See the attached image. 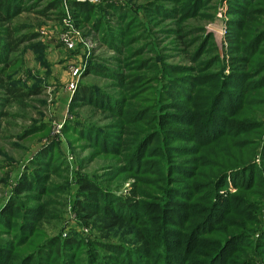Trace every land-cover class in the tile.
I'll use <instances>...</instances> for the list:
<instances>
[{
	"label": "trees",
	"instance_id": "16d2710c",
	"mask_svg": "<svg viewBox=\"0 0 264 264\" xmlns=\"http://www.w3.org/2000/svg\"><path fill=\"white\" fill-rule=\"evenodd\" d=\"M27 1L0 0V87L14 96L23 94L18 93L19 85L13 79L19 62L14 61L11 54L20 44L29 41L32 35L15 36L17 30L12 24L15 17L30 9ZM60 1L50 0L47 6L59 9ZM205 1L194 0L188 7L186 5L189 4H183V12L190 9L189 14L195 11L198 14ZM253 1H230L232 11L241 15L231 18L228 27L232 71L218 79V84L214 85L216 89L211 94L193 91L204 83L199 75L194 74L200 68L166 63L164 59L161 62L152 60L143 65L151 69L161 93L157 97L156 87L153 88L155 106L152 112H141V119L143 121L147 115H151L152 123L149 125L154 127V131H141L136 144L132 145L134 139L124 137L130 133L126 132L129 119L135 116L129 108L121 112L115 122L124 127L118 128L119 132L106 130L99 135L96 132L84 134L95 143L97 149L100 146L112 155L122 156L123 163L110 165L111 170L107 175L115 178L129 172L131 167H134L135 173L139 172L134 174L136 181L125 195L102 187L90 177L82 176L79 179L80 197L76 199L75 208L81 220L92 227L96 238L86 242L75 233L63 236L60 232L45 238L33 251L18 256L17 247L25 243V237L30 232L29 223L37 221L35 225L40 223V226L58 217L61 212L56 206L58 200L52 197L44 199L36 207L27 206L28 203L26 207L21 203L19 195L26 193L27 198H32L36 196L32 194L34 191L40 195L42 190L49 188L37 173L27 175L17 187L16 197L0 210V227L3 231L17 229L12 239L3 241L5 244L0 240V264H252L255 255L264 256V228H260L259 204L264 190V142L257 153L264 120L257 121L255 117L257 107H262L261 111L264 109V97L261 96L264 93V49L259 51L256 48L261 35L250 42H242L240 37L249 20L248 30L253 32L257 26ZM110 5L109 9L118 16V21L125 23L119 24V30L113 29L112 25L107 27L112 46L125 48L133 36L127 37L124 25L138 16L132 12L125 15L121 6ZM71 6L76 11L77 20L81 16L87 18L90 13V16L96 14L90 2L72 1ZM159 10L156 7V11ZM139 22L136 19L131 24L137 25ZM102 27L103 24L100 29ZM146 34L150 41L151 35ZM108 41L111 43V39ZM184 42L187 43L186 40ZM135 50H130V53ZM37 51L43 52L40 43ZM241 51H246L247 56L242 55ZM257 51L258 62L250 67L251 57ZM193 52L197 57L195 53L201 52L199 45ZM40 58H43V53ZM138 61V65H141V60ZM100 68L102 66H93L92 71L98 73ZM259 69L261 71L254 74ZM131 76L130 71L129 74L116 75L118 80H123L124 86L131 83L143 85L151 77L147 74ZM81 101L103 106L111 118L121 107L111 104L109 98L100 97L84 84H80L72 96V104ZM158 103L161 112L157 110ZM167 109L169 112H165ZM245 113H249L248 119L241 117ZM157 121H161V129H157ZM92 129L87 127L86 131ZM122 129L123 133L119 135ZM73 130L81 134L85 128L73 126ZM244 134L246 137L240 138ZM220 139L227 141L228 145L223 146ZM207 145L213 146L211 149L219 158H211L210 172L199 174L201 164L195 156ZM126 151L130 154L124 155ZM146 153L149 155L146 156L145 165H139L142 155ZM42 154L53 157L51 153ZM149 169L156 173L155 179L144 176L150 172ZM148 181L154 182L146 186ZM229 181L236 187L235 192L229 191ZM222 191H226V194H222ZM236 216H241L244 221H236L237 228L230 231L229 227ZM251 225L254 227L251 228ZM257 231L259 235L255 236ZM236 244L242 258L233 255L236 250L229 252L230 247ZM202 255L203 258H200ZM198 259H201L200 262Z\"/></svg>",
	"mask_w": 264,
	"mask_h": 264
},
{
	"label": "rangeland",
	"instance_id": "374dc122",
	"mask_svg": "<svg viewBox=\"0 0 264 264\" xmlns=\"http://www.w3.org/2000/svg\"><path fill=\"white\" fill-rule=\"evenodd\" d=\"M72 1L90 2L94 5L92 8L95 7L97 15L90 16V13L87 18L81 16L77 20L76 11L71 6ZM230 1L206 0L198 14L197 11L189 14L190 9L186 13L183 12L185 8L182 7L183 4H189L186 5L188 7L194 0H61L59 9H51L47 6L50 0L26 2L30 9L24 10L15 17L12 25L17 30L15 36L32 35V38L20 44L11 54V58L19 62L18 68L12 75L15 83L19 85L18 93L23 95L14 96L0 87V210L16 197L17 187L26 176L37 173L40 180L49 187L46 189L49 193L44 189L40 195H37L38 193L34 191L32 194L36 196L32 198H27L26 193H23L18 196L21 203L24 206L28 203L27 206L36 207L44 199L52 197L58 200L56 206L61 212L58 217L40 226V223L35 225L37 221L29 223L30 232L25 237L27 238L25 243L17 247L18 256L33 251L45 238L60 232L63 236L75 233L86 242L96 238L92 227L81 220L75 208L76 199L80 197L79 179L82 176L90 177L102 187L119 195H125L136 181L134 174L139 172L135 173L134 167H131L129 172L115 178L107 175L106 173L111 170L110 165L121 164L122 156L112 155L100 146L97 149L95 143L84 134L96 132L99 135L106 130L112 133L119 132L118 128L122 126L115 122L118 121V115L128 111L129 108L134 111L135 116L129 119L126 132L130 133L125 134L124 137L134 139L132 145L136 144L139 139L137 135L141 131H154V127L149 125L152 123L151 115H145L143 121L141 119L143 116L141 112L146 114L149 110L152 112L155 106L153 88L156 87L157 97L161 93L151 69L143 65L151 63L152 60L161 62L164 59L166 63L200 68L201 70L198 69V73L194 74L199 75L204 83L196 86L193 91L196 90L197 94L204 92L211 94L216 89L214 85L218 84V79L229 75L232 71L228 27L231 18L241 15L232 11ZM259 1H253L257 26L253 32L248 30L251 23L249 20L240 37L242 42H250L261 35L256 45L261 51L264 49V2ZM110 4L121 6L125 15L127 12H132L138 16L124 25L127 37L133 36L125 48L116 49L112 46L111 33L109 34L107 27L112 25L113 29L119 30V24L121 26L125 23L118 21V16L109 9ZM156 7L160 10L156 11ZM165 9L172 12H167ZM136 19L140 21L139 24H131ZM101 24L103 27L100 29ZM146 32L151 35L150 41L147 40ZM65 34H69L67 39H64ZM110 39L111 43L108 41ZM39 43L43 47V52L40 53L37 51ZM197 45L201 48V52L195 53L198 55L194 57L193 51ZM148 48L150 50H147ZM207 48L209 49L205 51ZM130 50L135 52L130 53ZM259 51L251 57L250 67L258 62L256 58ZM245 52L240 53L247 56ZM41 53L43 58H40ZM138 60H141V65H138ZM93 66H102V68L96 73L92 71ZM128 67L131 69L128 70ZM107 71L114 75H109ZM129 71L132 78L141 74L151 77L143 85L131 83L127 84V87L124 86L123 80L117 79L116 75L129 74ZM260 71V69L255 70L254 74ZM80 84L88 86L100 97L109 98L111 104L121 106L118 113L111 118L109 111L92 102L81 101L72 104V96ZM261 96L264 97V93ZM261 109L262 107H257L255 111L257 121L264 120V109L263 111ZM157 110L162 111L159 103ZM166 111L169 112L168 109ZM248 114H242L241 117L248 119ZM111 122L114 124L112 125ZM73 126L85 130L79 134L73 130ZM160 126L161 121H157V129H161ZM87 127L93 129L86 131ZM122 133L123 129L119 135ZM245 137L246 134L240 138ZM260 139L257 153L264 142V128ZM221 144L227 146L228 142L221 140ZM212 147L203 146L195 156L196 161L201 164L199 174L210 172L213 163L211 158L214 160L219 158ZM42 153H51L53 157ZM123 154L130 153L126 151ZM148 155L149 153L142 155L139 165H145ZM38 163L40 164L37 165ZM149 171L144 176L155 179L156 173L151 172V169ZM152 182L154 181H148L146 186ZM236 190L229 181V191ZM225 192L222 191V194H226ZM262 193L259 203L261 229L264 228V190ZM234 218V222H231L233 226L229 227L230 231L237 228L236 221H244L241 216ZM252 227L254 225H251ZM16 232L17 229L5 232L0 227L1 243L5 244L3 241L12 239ZM258 232L255 236L259 235ZM214 235L219 236L217 233ZM234 250L236 251L233 255L242 258L237 244L230 247L229 252ZM200 258H203V255ZM253 258L252 264H264L263 255H255ZM198 260L200 262L201 259Z\"/></svg>",
	"mask_w": 264,
	"mask_h": 264
},
{
	"label": "built area",
	"instance_id": "2783aa9c",
	"mask_svg": "<svg viewBox=\"0 0 264 264\" xmlns=\"http://www.w3.org/2000/svg\"><path fill=\"white\" fill-rule=\"evenodd\" d=\"M69 37V34L64 35V39H67Z\"/></svg>",
	"mask_w": 264,
	"mask_h": 264
}]
</instances>
